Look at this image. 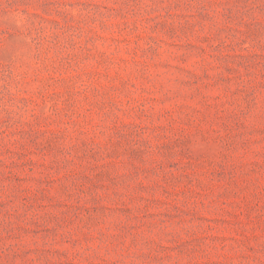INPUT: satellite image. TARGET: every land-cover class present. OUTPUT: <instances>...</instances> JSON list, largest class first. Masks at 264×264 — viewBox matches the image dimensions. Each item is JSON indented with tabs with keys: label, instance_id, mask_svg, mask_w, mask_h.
Segmentation results:
<instances>
[{
	"label": "rangeland",
	"instance_id": "374dc122",
	"mask_svg": "<svg viewBox=\"0 0 264 264\" xmlns=\"http://www.w3.org/2000/svg\"><path fill=\"white\" fill-rule=\"evenodd\" d=\"M0 264H264V0H0Z\"/></svg>",
	"mask_w": 264,
	"mask_h": 264
}]
</instances>
